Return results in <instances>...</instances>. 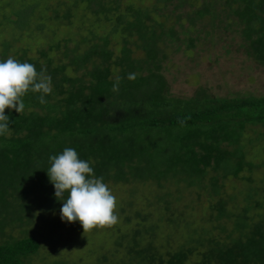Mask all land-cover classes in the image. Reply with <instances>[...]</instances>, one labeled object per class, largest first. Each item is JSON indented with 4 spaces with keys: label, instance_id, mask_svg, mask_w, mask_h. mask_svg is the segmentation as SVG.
<instances>
[{
    "label": "trees",
    "instance_id": "16d2710c",
    "mask_svg": "<svg viewBox=\"0 0 264 264\" xmlns=\"http://www.w3.org/2000/svg\"><path fill=\"white\" fill-rule=\"evenodd\" d=\"M0 17L17 33L0 43V264L40 251L35 209L93 214L100 188L129 183L155 188L157 217L125 215L98 263L264 264V133L250 132L264 95L176 97L165 75L199 23L263 67L264 0H0ZM51 19L80 24L76 37L49 39ZM185 189L205 197L204 219L180 206Z\"/></svg>",
    "mask_w": 264,
    "mask_h": 264
},
{
    "label": "rangeland",
    "instance_id": "374dc122",
    "mask_svg": "<svg viewBox=\"0 0 264 264\" xmlns=\"http://www.w3.org/2000/svg\"><path fill=\"white\" fill-rule=\"evenodd\" d=\"M55 2L52 1L51 4L53 5ZM129 2L138 3L139 0H129ZM82 8L74 9L78 13H82ZM120 9L122 10V8ZM78 13L77 18L81 20L83 17ZM47 15L54 16L51 11ZM0 19L2 18L0 17ZM102 21L103 23L98 21L101 24V30L102 27L106 29L108 26L106 20L103 19ZM79 25L77 23V28L74 26L73 30L70 31L62 27L61 23L57 24L55 19H51L46 25V33L51 40L58 37V31H60L61 38L76 37ZM184 25L189 26V23L185 21ZM2 26H0V43L5 38L14 41L17 36L16 31L6 29V27L4 29ZM197 29L201 30L200 40L196 42V46L189 48L179 41L170 49V52L168 51L165 75L174 96L189 98L201 88L206 89L209 94L219 97L264 95V66H258L254 61L247 58L244 50L239 49V43L233 41L223 30L219 29L213 35L206 37V31L209 29L207 25L204 26V24L199 23ZM192 35L197 36L196 33H192ZM183 37V35L180 36V38ZM23 43L21 41L16 43V48L24 46ZM177 45L180 46L178 50L174 48ZM252 130L250 131L252 134L253 132L264 133V129L261 127L256 126ZM260 173H263L262 169ZM228 184V193L234 191L232 184L238 187L242 185L236 179H230ZM155 191L154 187L146 184H108L100 188L97 201L94 203L95 213L92 212L93 214H86V211H81L76 207H66L58 212L48 213L35 209L39 219L25 229L33 233L42 243L40 251L31 258L29 263H107L104 260L102 263L101 261L98 263L99 257L103 254L107 255L108 259L112 257L111 254L114 251L112 238L116 235L114 233L117 228L122 231L125 230V221H123L125 215L134 216L135 210L140 209L142 213H150L151 220L156 219L155 208L150 206L155 204L153 194ZM182 192L185 198L180 202V206L185 208L189 206L188 209L193 219H197V221L204 219L205 197L201 196L200 201L197 202L194 201L195 198L197 199L195 193L188 189ZM129 202L132 205H129ZM199 202H202V206ZM12 228L8 229L7 233L22 237L21 228Z\"/></svg>",
    "mask_w": 264,
    "mask_h": 264
}]
</instances>
